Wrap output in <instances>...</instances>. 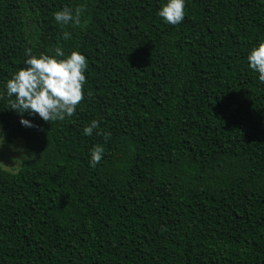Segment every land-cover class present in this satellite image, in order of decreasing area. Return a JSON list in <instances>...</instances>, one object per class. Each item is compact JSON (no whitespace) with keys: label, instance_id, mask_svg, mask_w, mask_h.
I'll list each match as a JSON object with an SVG mask.
<instances>
[{"label":"trees","instance_id":"obj_1","mask_svg":"<svg viewBox=\"0 0 264 264\" xmlns=\"http://www.w3.org/2000/svg\"><path fill=\"white\" fill-rule=\"evenodd\" d=\"M166 2L0 0V135L30 151L0 166V264H264V83L247 60L264 0H185L177 25ZM81 5L80 26L56 23ZM57 45L87 58L75 114L9 109L26 49Z\"/></svg>","mask_w":264,"mask_h":264},{"label":"clouds","instance_id":"obj_2","mask_svg":"<svg viewBox=\"0 0 264 264\" xmlns=\"http://www.w3.org/2000/svg\"><path fill=\"white\" fill-rule=\"evenodd\" d=\"M86 5L73 9L64 7L54 14L55 21L62 27L81 25V16ZM158 15L171 25L180 24L185 18V0H167L161 7ZM71 33L65 31L63 39L68 40ZM53 55L41 53L31 55L32 50L26 49L25 67L20 68L7 81L6 90L9 100L8 108L19 114L30 113L38 115L46 122L63 121L66 117L75 114L78 105L84 100L83 86L86 83L85 72L88 67L87 58L78 51H72L65 56L63 48L57 45ZM249 67L259 73V81L264 83V41L254 47L247 57ZM89 95H91L89 93ZM21 123L34 126L21 115ZM97 120H92L84 128V134L91 136L94 129H99ZM110 138V133L102 130L97 133ZM2 145V143H0ZM104 155V148L96 145L91 149L90 165L95 167Z\"/></svg>","mask_w":264,"mask_h":264},{"label":"rangeland","instance_id":"obj_3","mask_svg":"<svg viewBox=\"0 0 264 264\" xmlns=\"http://www.w3.org/2000/svg\"><path fill=\"white\" fill-rule=\"evenodd\" d=\"M1 130V127H0ZM0 135V143H2ZM30 151L22 138L0 145V166L9 171H16L22 161L28 157Z\"/></svg>","mask_w":264,"mask_h":264}]
</instances>
